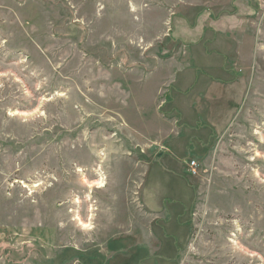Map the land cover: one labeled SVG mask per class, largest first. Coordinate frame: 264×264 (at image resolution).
I'll list each match as a JSON object with an SVG mask.
<instances>
[{
  "label": "rangeland",
  "instance_id": "rangeland-1",
  "mask_svg": "<svg viewBox=\"0 0 264 264\" xmlns=\"http://www.w3.org/2000/svg\"><path fill=\"white\" fill-rule=\"evenodd\" d=\"M232 1L0 0V264H264V0L238 49L173 22Z\"/></svg>",
  "mask_w": 264,
  "mask_h": 264
},
{
  "label": "crops",
  "instance_id": "crops-1",
  "mask_svg": "<svg viewBox=\"0 0 264 264\" xmlns=\"http://www.w3.org/2000/svg\"><path fill=\"white\" fill-rule=\"evenodd\" d=\"M261 1L262 0H233V7L229 5L228 11H225L223 14H215V12L211 9L202 8L199 10L197 18L191 19V25L194 24L193 27L189 26V18H180V16H177L173 21L176 24L175 35L177 36V39L182 40L187 48L188 46L192 47L191 49L197 51L199 55L201 52L203 54L206 52L209 41H213V46L219 49L221 47L229 49L228 41H235V47L238 49V46H241V42L239 41L245 39L249 40L253 38L254 34H256L255 27L252 26L251 23L255 21L254 16L257 13L256 9ZM209 44L212 45V43ZM230 49L234 48L231 47ZM201 60L202 62H205V59ZM183 68L189 67H181L180 65L177 69H175L176 71L174 74L171 73L172 71L170 72L171 77L174 76L173 79L176 82L175 84H179V86L176 87V96L189 93L195 85L197 76L196 71L190 68L191 70H189L187 74L181 76V73H178V69ZM146 70H150L148 71L150 73L153 69H143V72L146 73ZM213 77V79L208 80L206 75L200 76V82H203L201 85L207 87V101H209L208 98H212L216 102L217 106H221L217 101H228L230 104L240 102V94L245 88L242 86V82H240V80L225 81L220 80L215 76ZM188 100L192 101V99ZM234 113H236L235 110L233 114ZM211 126L214 127L217 132L221 127L217 123H214ZM127 173L129 175L131 172ZM132 179L134 180V178H131V180ZM150 234L155 241L159 242V239L155 236L154 231H151ZM168 235L169 233H167V236ZM169 236L173 238L176 244L180 242L178 235ZM146 237L147 236H144V238ZM142 244L148 246L146 245V242H142ZM140 261L142 260H138L136 264H141Z\"/></svg>",
  "mask_w": 264,
  "mask_h": 264
},
{
  "label": "built area",
  "instance_id": "built-area-1",
  "mask_svg": "<svg viewBox=\"0 0 264 264\" xmlns=\"http://www.w3.org/2000/svg\"><path fill=\"white\" fill-rule=\"evenodd\" d=\"M199 165L197 161L192 160L189 166V173H191L192 176L196 177L199 174Z\"/></svg>",
  "mask_w": 264,
  "mask_h": 264
},
{
  "label": "bare ground",
  "instance_id": "bare-ground-1",
  "mask_svg": "<svg viewBox=\"0 0 264 264\" xmlns=\"http://www.w3.org/2000/svg\"><path fill=\"white\" fill-rule=\"evenodd\" d=\"M105 186H106V185H105V182H103V180H101V181L98 183V187H99L100 189L105 188ZM85 228H90L89 224L86 225ZM90 230H91V229H90Z\"/></svg>",
  "mask_w": 264,
  "mask_h": 264
}]
</instances>
